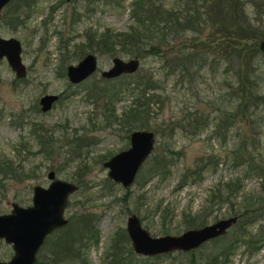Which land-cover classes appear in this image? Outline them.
Segmentation results:
<instances>
[{
	"label": "rangeland",
	"instance_id": "obj_1",
	"mask_svg": "<svg viewBox=\"0 0 264 264\" xmlns=\"http://www.w3.org/2000/svg\"><path fill=\"white\" fill-rule=\"evenodd\" d=\"M163 1L166 5L173 2ZM9 6L13 7L19 22L6 21ZM131 7L132 0H10L0 11V36L20 40L21 58L27 69L25 77L17 78L7 60L0 58V161L10 160L17 171L21 170L17 177L0 173V213L9 212L13 201L23 206L31 204L32 187L47 186L50 170L55 171V177L77 183L78 188L69 195L64 213L71 219L89 212L95 219L98 241L92 240L89 245L90 264H108L103 257L113 240L131 246L129 237L126 240L123 236L131 213L139 217L142 226L153 236L178 234L234 215L231 205L239 208L244 196L254 200L264 192V169L246 171V165L235 164L232 157L242 140H252L245 148L252 150L264 166V107L256 113L260 120L256 126L237 117L225 140L215 133L218 116L215 108L224 105L220 95L228 90L226 82L236 78L233 69L224 72L228 61L219 64L209 61L199 70L193 67L189 78L185 77L181 83L177 73L166 75L165 58L142 51L137 56L140 65L133 73L119 79L101 76V70L111 66L114 56L123 59L136 56L118 44L112 51L90 47L89 35L106 30L113 33L130 30L136 24ZM245 11L253 29L260 33L259 43L264 35V0H248ZM204 25L200 42L210 39L209 33L213 30L209 22ZM217 34L221 38L217 41L227 42L224 31ZM189 35L188 31L170 39L172 45L164 47L172 49L168 55H174L186 45V39L190 43ZM220 47L224 46L213 45V53ZM86 52L96 54L97 70L81 82L73 83L66 75V66L75 64ZM261 71L264 92V67ZM140 75H152L157 82L148 90L153 98L147 126L155 132L156 139L135 181L124 187L107 176L108 169L102 163L129 146V134L139 125L106 119L103 92L121 81L113 103L116 114L120 115L135 96L130 89L132 85L127 87L125 80ZM45 93H57L59 98L49 110L42 111L39 98ZM196 110L207 116L206 123L197 130L182 121ZM172 121L181 127L171 130L167 126ZM40 131L47 135L46 150L35 137ZM77 144L82 145L77 149ZM166 146L175 152L169 154ZM209 154H216L220 161L217 165L202 166ZM156 157L164 165L161 170L152 167ZM200 166L203 170L183 180L186 170L193 172ZM235 178L242 181V188L229 201H207L215 186ZM243 221L238 216L237 223L223 234L224 239L235 228L239 229L237 224ZM263 223L264 212L246 224L245 230L253 233ZM218 238L203 243L196 255L217 247L223 241ZM246 238L245 234L237 240L227 264H264V242L253 249ZM12 254L11 244L0 238V260H7ZM151 257L153 264H178L183 259L176 251Z\"/></svg>",
	"mask_w": 264,
	"mask_h": 264
},
{
	"label": "trees",
	"instance_id": "obj_2",
	"mask_svg": "<svg viewBox=\"0 0 264 264\" xmlns=\"http://www.w3.org/2000/svg\"><path fill=\"white\" fill-rule=\"evenodd\" d=\"M247 2L248 0H173L172 3L166 5L163 0H132L131 14L136 24L131 26L128 31L113 33L106 30L102 34H91L87 45L98 50L112 51L116 49L115 46L118 44L125 52L134 53L133 55L136 57L142 51L159 55V57L165 58L167 62L166 75L177 73L181 83L185 81V77L189 78L193 67L199 70L209 61L216 64L228 61L229 64H226L224 72H231L230 70L233 69L236 78L226 82L228 90L220 95V101H223L224 105L215 108L218 111L215 133L222 140H225L226 133L237 117L256 126L260 121L256 117V113H258V109L264 107V92L261 91L263 82L261 70L264 67V54L258 48L257 43L260 33L256 28L253 29V25L248 21L245 11ZM8 8L9 10L5 13L6 21L10 23L19 22L17 14L12 12L13 7L9 6ZM207 22L213 29L209 33L210 39L200 42L199 34ZM221 30L227 34V42L224 44L217 41L221 39L220 35L217 34ZM188 31L190 43L186 39V45L181 47L176 52L177 54L168 55V50L170 52L172 49H164V47L172 45L170 39L184 35ZM213 45L224 47H220L217 52L213 53ZM118 77L115 78L119 79ZM156 83V79L152 75H140L137 78L125 80L126 86L132 85L130 89L135 92V96L132 104L120 115L116 114L113 103L114 97L121 89V81L117 85L105 88L103 95L105 96L106 119L121 120L123 124L137 122L138 128H147L151 110L150 102L153 98L148 90L154 88ZM206 119L207 116L203 111L196 110L191 115L184 117L182 121L197 130L199 126L206 123ZM177 126L181 127V124L172 121L167 127L172 130ZM37 129L40 130L41 127ZM159 134L162 133L159 132ZM257 134L258 132H256ZM35 137L42 144L41 148L46 150L45 145L48 143L46 142L48 141L46 133H36ZM250 142L252 140L241 141L233 151V162L245 164L246 171H262L264 169L262 162L253 156L252 150L245 148ZM81 145L77 144V149ZM77 149L74 148V151ZM165 150L169 154L175 152L170 146H166ZM219 161L220 158L216 154H209L202 166L206 164L217 165ZM152 167L154 170H161L164 165L156 157ZM17 169L10 160L0 161V173L3 176L14 175L17 177V173L21 174V170L17 171ZM201 170H203L201 166L193 172L186 170L182 178L183 180L187 179L191 173ZM27 174L29 175V173ZM241 188L242 181L238 178L219 183L211 190L207 201L216 200L221 203L229 201L231 196ZM231 207L234 215L244 218L243 223L237 224L239 229L235 228L227 240L224 239L223 234L217 236V238L219 237L217 240L223 241L214 249L203 252L200 256L196 255V251L201 249L203 244L188 251L174 250L183 256L178 264H227L235 243L245 234L247 236L246 242L253 249L258 248V245L264 242V223L260 224L253 233H247L245 230L246 224L254 222L264 212V192L254 200L251 196H244L241 208H235L233 205ZM90 216L89 212L72 216L65 226L50 233L40 248L34 264H90L88 258L89 245L92 240L94 243L98 241L95 219ZM123 236L128 240L127 233H124ZM44 246L45 248H43ZM103 259L108 264H153L154 258L136 254L130 245L123 246L117 240H113L108 245Z\"/></svg>",
	"mask_w": 264,
	"mask_h": 264
},
{
	"label": "water",
	"instance_id": "obj_3",
	"mask_svg": "<svg viewBox=\"0 0 264 264\" xmlns=\"http://www.w3.org/2000/svg\"><path fill=\"white\" fill-rule=\"evenodd\" d=\"M10 0H0V11ZM21 42L14 36H0V58H5L17 78L25 77L27 69L21 58ZM258 48L264 54V35L260 38ZM140 65L137 57L123 59L112 58L109 68L101 70L103 78H114L122 74L133 73ZM97 56L93 52L84 54L75 64L66 66V75L73 83L81 82L97 70ZM59 98L57 93H45L40 96L42 111L49 110ZM155 132L148 128H136L129 134V146L112 154L103 161L107 176L124 187L136 179L139 169L151 154L155 145ZM50 182L47 186L35 184L32 187V202L23 206L11 202V210L0 213V238L10 243L13 254L0 264H34L38 252L46 237L54 230L65 226V208L69 195L78 188L72 181L55 177V171L47 173ZM238 219L237 215L220 218L212 223L187 228L178 234L151 235L141 224L135 213L128 215L126 232L131 248L136 254L153 256L174 250L188 251L201 246L206 241L225 234Z\"/></svg>",
	"mask_w": 264,
	"mask_h": 264
},
{
	"label": "flooded vegetation",
	"instance_id": "obj_4",
	"mask_svg": "<svg viewBox=\"0 0 264 264\" xmlns=\"http://www.w3.org/2000/svg\"><path fill=\"white\" fill-rule=\"evenodd\" d=\"M86 53H87V52H86ZM86 53H85V54H86ZM122 75H123V74H122Z\"/></svg>",
	"mask_w": 264,
	"mask_h": 264
}]
</instances>
